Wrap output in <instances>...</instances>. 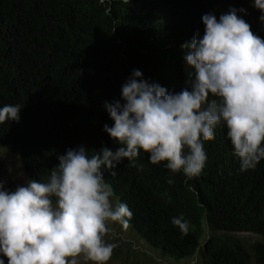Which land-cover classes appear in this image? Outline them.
<instances>
[{"label": "trees", "instance_id": "1", "mask_svg": "<svg viewBox=\"0 0 264 264\" xmlns=\"http://www.w3.org/2000/svg\"><path fill=\"white\" fill-rule=\"evenodd\" d=\"M231 9H244L237 15L264 39V13L252 0H0V108L21 107L18 122L0 125V145L40 182L68 149L116 150L104 130L114 124L105 103L123 102L134 70L180 92L190 71L182 45L202 37L204 15L219 21ZM204 150L201 174L187 182L143 151L135 166L120 163L116 176L104 171L133 214L128 229L170 260L198 253L201 264H264V159L242 172L223 124ZM181 216L187 234L172 223Z\"/></svg>", "mask_w": 264, "mask_h": 264}, {"label": "clouds", "instance_id": "2", "mask_svg": "<svg viewBox=\"0 0 264 264\" xmlns=\"http://www.w3.org/2000/svg\"><path fill=\"white\" fill-rule=\"evenodd\" d=\"M252 3L264 13V0ZM238 11L245 10L231 9L219 21L211 14L202 17V37L182 45L190 71L180 92L168 93L133 71L121 87L123 102L104 105L114 121L104 130L119 145L116 150L68 149L46 181L28 180L13 191L0 180V256L7 264H107L117 246L106 242L114 234L109 223L127 229L133 214L124 203L113 206L104 171L116 176L124 160L135 166L141 151L150 163L182 172L187 182L201 174L204 144L223 124L242 172L264 159V39ZM259 19L264 22V14ZM20 110L0 108V125L18 122ZM172 223L187 234L183 216Z\"/></svg>", "mask_w": 264, "mask_h": 264}, {"label": "rangeland", "instance_id": "3", "mask_svg": "<svg viewBox=\"0 0 264 264\" xmlns=\"http://www.w3.org/2000/svg\"><path fill=\"white\" fill-rule=\"evenodd\" d=\"M0 180L4 182L6 190L13 191L17 186H25L29 180L23 171L17 154L6 151L0 145ZM113 206L119 203V199L112 196ZM109 227L114 230L105 237L106 242L114 243L113 254L107 264H201L198 253L191 258L170 260L162 256L158 251L150 248L144 239L138 237L128 228L123 229L121 225L109 223ZM208 234V233H206ZM231 235L247 240H259L257 235L251 233H232ZM204 243V239L201 244ZM7 264V258L0 256ZM81 264H84L81 261Z\"/></svg>", "mask_w": 264, "mask_h": 264}]
</instances>
